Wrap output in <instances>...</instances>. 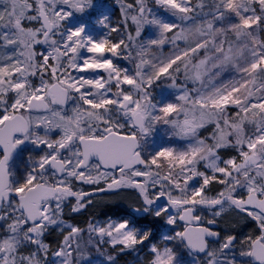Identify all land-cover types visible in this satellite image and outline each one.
<instances>
[{"label":"snow or ice","instance_id":"1","mask_svg":"<svg viewBox=\"0 0 264 264\" xmlns=\"http://www.w3.org/2000/svg\"><path fill=\"white\" fill-rule=\"evenodd\" d=\"M117 2L122 25L101 12L96 22L109 32L96 39L83 21L71 23L94 0H0V48L7 51L0 57V264H50L43 236L52 226L66 234L51 264H79L84 229L65 225V202L74 198L76 213L95 193L120 189L137 193V214L184 222L163 246H150L149 264H185L180 245L190 264H264V0H154L156 8L147 0ZM148 26L159 37L141 42ZM225 73L236 75L218 79ZM162 78L178 93L163 105L152 96ZM161 123L186 147L149 149ZM25 145L42 154L18 177L12 160ZM221 149L236 154L223 158ZM197 178L198 186L190 183ZM214 182L221 189L210 196ZM76 183L95 187L85 192ZM225 207L251 217L258 234L220 242L197 212L218 209L207 221L213 225ZM130 225L89 224L87 231L121 252L136 251L150 233ZM209 238L219 247L210 249Z\"/></svg>","mask_w":264,"mask_h":264},{"label":"rangeland","instance_id":"2","mask_svg":"<svg viewBox=\"0 0 264 264\" xmlns=\"http://www.w3.org/2000/svg\"><path fill=\"white\" fill-rule=\"evenodd\" d=\"M122 3L126 5L132 4L135 6L136 0H121ZM148 4L156 8L154 4V0H147ZM96 7L92 9H87L83 14H77L76 17L73 18L71 23L75 24L77 22L83 21L87 24V31L93 35L96 39H101L105 35L108 34L109 29H105L100 26L96 20L97 17L100 15L101 12H104L108 16V23L112 26H120L123 23L124 17L120 11V3L117 0H94ZM2 6V5H0ZM134 14L130 11V15ZM167 19H172L170 16L166 17ZM199 21H197L198 23ZM128 23L131 25V32L132 35H135V25L131 23V20H128ZM159 32L153 26H148L142 29L141 37L139 40L141 42H147L149 39L158 38ZM113 39H119L116 34H112ZM124 38L127 39V33H124ZM41 47L37 48V52L42 51ZM172 50L170 44H165L163 47V55L167 56ZM157 55L160 53L157 52ZM7 51L3 48H0V57H6ZM110 55V54H106ZM114 62L117 63L119 66L128 67L129 69L134 71V64H129L127 61L121 58H113ZM85 75H92V73H84ZM105 75L104 73H100ZM235 73H225L222 78L224 81L231 79ZM36 83H39L38 78L36 79ZM171 81L162 78V81L155 84L152 89V96L153 100L160 102L161 105L168 102L175 101V97L178 94L177 90L170 87ZM199 85H197L198 87ZM127 87V86H125ZM188 87L191 89L192 84L189 81ZM115 91V89H113ZM71 110V104H69V111ZM230 111H235V109H230ZM182 118V117H181ZM213 131V126L209 125L206 129L200 130V135L202 137L209 136ZM149 149H159L162 147H171L174 149H183L187 145V141L176 136L173 132V129L169 125L165 124H158L157 131L149 137L148 140ZM42 154V152L38 150H34L33 146L25 145L20 149L15 156L14 160L12 161V168L16 175L22 176L29 168L31 163V159H37L38 156ZM235 155L236 153L232 150H220V155L223 158H227L228 155ZM200 170L204 171L203 164L200 165ZM199 178L196 181H191L190 183H197L198 186ZM103 186V185H101ZM95 186L94 185H87V184H75L76 189H83L85 192H91ZM221 185L217 183H213L210 185L208 194L210 196H214L218 191H220ZM240 194H245L241 192ZM246 195V194H245ZM92 203L90 204L89 211L94 213V217H89L87 225L82 227L83 224H76L73 221L75 213L71 211L72 206L75 204L74 198H69L68 201L65 202L64 212H63V220L65 221V225L73 224L79 226L80 228L84 229L82 234V243H81V255L79 256V264H110L108 257L111 256L114 258V264H149L151 260V256L149 255V249L152 244H156L158 246H163L166 242L164 241L165 235H174L176 231L183 230L182 225L178 222L176 225H168L166 223L167 217L161 216L156 217L154 215H148L145 217L143 214H137L133 210L137 208L141 201L137 197V193L131 189H120L114 191H105V192H97L92 197ZM161 204L165 203V200L160 201ZM104 206H112L118 208L119 210L123 211L127 214V216H109L105 215L101 212V208ZM89 207V206H88ZM84 210V209H82ZM218 209L209 210L207 208H201L197 215L202 216V223L205 226H208L207 221L209 219H213V211ZM81 211V210H80ZM79 211V212H80ZM77 213V212H76ZM130 220L132 221V225L137 230L143 229L150 233L149 240L145 242L144 245H136V251L132 250H125L131 251L132 256L129 261H124L122 258V253L120 252L118 255L116 254H109L108 248H113L109 243L104 242L101 243L99 238L95 234H90L87 229L89 224L93 225H106L109 222H120L122 220ZM216 223L215 226L219 233L221 234V241L223 242V238L226 235H231V228L228 223L233 222L235 225L241 226V231L239 233V239H243L244 237L250 234H258V227L256 222L251 218L247 217L245 214L238 213L237 210L225 207L224 211L222 212L221 216L215 217ZM139 220H146L149 225H144L143 223H138ZM237 220V221H235ZM239 220V221H238ZM250 225V227H247ZM63 234H66L64 227L52 226L50 227L43 236V241L45 244L49 245V253H48V260L51 264V261L56 260L52 256V252L57 250L58 246L63 240ZM91 235L92 242L89 243V237ZM238 239V241H239ZM105 241L107 238L105 237ZM219 242V243H220ZM170 247H175L179 244V241H168L167 242ZM219 243L211 244L209 246L210 249L218 248ZM75 248V245L73 246ZM121 247V246H117ZM107 248V249H106ZM178 255H182V259L185 261V264H190L192 257L188 255L187 250L180 245L177 249ZM41 258L43 259V253H41ZM74 258H76V254L74 253ZM206 259V257H203Z\"/></svg>","mask_w":264,"mask_h":264},{"label":"trees","instance_id":"3","mask_svg":"<svg viewBox=\"0 0 264 264\" xmlns=\"http://www.w3.org/2000/svg\"><path fill=\"white\" fill-rule=\"evenodd\" d=\"M195 2V0H194ZM92 199V198H91ZM92 201V200H91ZM93 202V201H92ZM90 205L89 207L87 206L84 210H81L80 212L75 213V216L72 217L74 223L76 224H83L82 227H85L87 225L88 222V218L94 217V213L92 211H89ZM101 212L105 215H109V216H127L126 213H124L123 211L119 210L118 208L112 207V206H104L103 208H101ZM237 221V220H235ZM239 221V220H238ZM138 223H143L144 225H149V223L146 222V220H139L137 221ZM228 225L233 228V230H231V235H236L238 237V239L240 238L239 233H240V229L241 226L240 225H235L233 224V222L228 223ZM247 227H250V225H247ZM107 249V248H106ZM109 254L113 255L116 254L118 255L121 251H120V247H115V248H108L107 249ZM122 254V258L124 261H129V259L132 256V252L131 251H124L121 252Z\"/></svg>","mask_w":264,"mask_h":264},{"label":"water","instance_id":"4","mask_svg":"<svg viewBox=\"0 0 264 264\" xmlns=\"http://www.w3.org/2000/svg\"><path fill=\"white\" fill-rule=\"evenodd\" d=\"M15 156H16V155H15ZM15 156H14V158H15ZM14 158H13V160H14ZM13 160H12V161H13ZM178 223H179L180 225L184 226V222H182V221H178ZM208 227H210L212 230L216 231V230H215V227H214V224H213V225H209ZM217 232H218V231H217ZM220 239H221V237H220ZM209 241H210L209 245H210V244H217V243H219V242H215V241H214V238H209Z\"/></svg>","mask_w":264,"mask_h":264},{"label":"flooded vegetation","instance_id":"5","mask_svg":"<svg viewBox=\"0 0 264 264\" xmlns=\"http://www.w3.org/2000/svg\"><path fill=\"white\" fill-rule=\"evenodd\" d=\"M18 153V152H17ZM17 155V154H16Z\"/></svg>","mask_w":264,"mask_h":264}]
</instances>
